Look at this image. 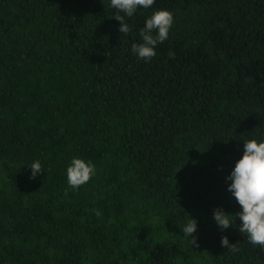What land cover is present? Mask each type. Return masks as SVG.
Masks as SVG:
<instances>
[{
  "label": "trees",
  "instance_id": "1",
  "mask_svg": "<svg viewBox=\"0 0 264 264\" xmlns=\"http://www.w3.org/2000/svg\"><path fill=\"white\" fill-rule=\"evenodd\" d=\"M157 10L174 22L146 62L131 46ZM115 14L0 0V264H264L238 218L213 220L240 211L226 177L244 136L264 139V0H155L127 35ZM74 157L96 166L75 190Z\"/></svg>",
  "mask_w": 264,
  "mask_h": 264
},
{
  "label": "clouds",
  "instance_id": "2",
  "mask_svg": "<svg viewBox=\"0 0 264 264\" xmlns=\"http://www.w3.org/2000/svg\"><path fill=\"white\" fill-rule=\"evenodd\" d=\"M154 4L155 0H110V7L116 9L112 19L119 22V32L127 35L132 30L131 25L126 22V17H132L138 8L148 9ZM173 22V13L168 10H157L152 13L139 31L142 42L133 43L131 46L138 59L151 61L156 55V46L167 40ZM242 141L243 155L226 177V181H231L227 191L235 198L240 211L231 215L225 213L222 208H216L213 210V220L223 231L233 227V220L236 221L238 218L240 221L238 231L247 235L250 244L264 249V139L244 136ZM29 168L30 179L43 173L39 161H34ZM95 175L96 166L82 158L74 157L66 169L68 187L74 190L87 184ZM92 211L97 217L102 215L97 209ZM187 217V224L183 228L184 236L188 239L192 237L189 239L191 245L198 247L197 239L193 235L197 231V221L188 215ZM236 244H229L226 236L221 237V246L227 250L238 252L240 249Z\"/></svg>",
  "mask_w": 264,
  "mask_h": 264
}]
</instances>
